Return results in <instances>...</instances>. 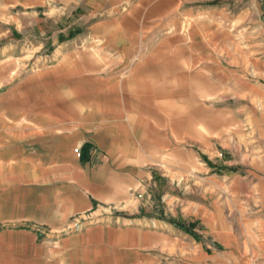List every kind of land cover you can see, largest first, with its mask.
<instances>
[{
  "label": "crops",
  "instance_id": "1",
  "mask_svg": "<svg viewBox=\"0 0 264 264\" xmlns=\"http://www.w3.org/2000/svg\"><path fill=\"white\" fill-rule=\"evenodd\" d=\"M17 22L38 50L0 69V264H264V158L219 127L264 99V0H0ZM168 173L245 194L231 221L151 210Z\"/></svg>",
  "mask_w": 264,
  "mask_h": 264
},
{
  "label": "rangeland",
  "instance_id": "2",
  "mask_svg": "<svg viewBox=\"0 0 264 264\" xmlns=\"http://www.w3.org/2000/svg\"><path fill=\"white\" fill-rule=\"evenodd\" d=\"M46 24L48 26L51 25L50 21L46 22ZM0 28L3 29L2 25ZM37 34L35 28L28 27L27 29H22L18 22L15 28L11 27L9 33H6V35L1 34L0 69L7 66L8 63L16 64L20 62L19 59H11L10 56H8L7 50L12 47L20 50V53L23 54L25 59H29L38 48L34 43H29L28 40H34ZM49 48V45H45L39 52L46 53ZM225 102L226 101H219L218 104L221 105ZM228 103L234 108V123H231V114H220V131L226 132L227 130H234V141L229 147L236 153L235 160L245 163V171L249 169L250 166V168L254 170L255 165H257L256 163H259L260 159L264 158V99L251 96L250 100H242L236 95L233 99L229 100ZM248 132L250 133V154L243 156L241 154L242 149L246 147V145L248 146V140L246 141ZM218 148L220 149V146H218ZM203 160L206 162L205 156ZM187 175L190 174L187 173ZM178 182V174L168 173L164 183H157L155 187L150 189L151 210L177 213L182 206H187V208L189 206H195L193 202H203V204L208 207H210L211 204H215L216 206L219 204V206H217L220 208L218 210L219 212L215 210L214 205V220L217 222L219 217H223L224 221H231L232 202L235 198L245 194L244 184H247L222 183L223 186L219 188L217 183ZM227 201L229 204L228 206Z\"/></svg>",
  "mask_w": 264,
  "mask_h": 264
}]
</instances>
